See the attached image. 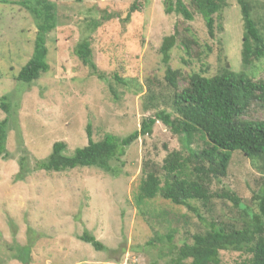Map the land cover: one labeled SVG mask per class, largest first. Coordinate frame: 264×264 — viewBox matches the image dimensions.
Masks as SVG:
<instances>
[{
	"label": "rangeland",
	"instance_id": "rangeland-1",
	"mask_svg": "<svg viewBox=\"0 0 264 264\" xmlns=\"http://www.w3.org/2000/svg\"><path fill=\"white\" fill-rule=\"evenodd\" d=\"M4 1H0V97H7L11 111L0 109V121L9 120L8 156L0 158V264H172L170 250L191 244L192 236L213 221L242 222L240 211L222 199L209 206L194 203L202 219L160 197L139 208L136 194L145 170L161 174L167 155L182 149L180 138L162 122L127 149L117 175L97 168L62 173L40 168L55 143H65L67 154L87 146L89 125L94 141L106 134L124 138L159 110L172 111L150 103L162 104L169 94L168 67L161 54L167 37L177 36L169 66L183 78L202 69L213 75L218 65L228 64L236 72L264 80V58L247 69L242 63L244 25L238 0H228L215 16V38L189 0L185 3L194 15L190 21L176 12L169 14L168 0H48L56 4L60 22L47 38L50 69L30 86L15 78L32 56L36 24L16 4L22 0ZM254 1L264 32V0ZM135 2L140 10L122 21ZM105 13L116 17L88 31L87 24ZM84 37L91 38L102 80L73 54ZM179 84L187 85L184 80ZM244 118L264 120V108L254 105ZM21 162L27 170L23 179L17 177L23 174ZM263 183L264 171L236 152L227 177L214 182L211 191H233L256 212L254 197ZM162 212L168 213L163 223L154 216ZM169 230L176 231L171 244L166 239ZM85 233L101 243V251L81 240ZM157 237L165 243L147 246ZM221 258L222 264L246 263V255L239 252H222Z\"/></svg>",
	"mask_w": 264,
	"mask_h": 264
},
{
	"label": "trees",
	"instance_id": "trees-1",
	"mask_svg": "<svg viewBox=\"0 0 264 264\" xmlns=\"http://www.w3.org/2000/svg\"><path fill=\"white\" fill-rule=\"evenodd\" d=\"M189 1L205 21L210 37L215 38V16L220 15L228 6V0ZM255 2L258 1L238 0L244 25L242 63L246 69L254 61L264 58V32L254 14L259 5ZM16 4L32 16L37 28L32 56L15 78L17 82L30 86L50 69L47 63V38L59 26V12L56 4L48 0H22ZM167 6L169 14L176 12L187 21L194 20L185 0H176L175 3L168 0ZM139 10L140 5L135 2L122 21H129L131 15ZM115 15L105 13L100 19L91 20L87 30L96 31L106 21L115 18ZM176 42L177 36L173 35L165 38L161 46L162 60L168 67V97L162 100V104L150 102L158 109L161 105L169 107L171 112L159 110L154 117L143 120L140 130L124 138L106 134L102 140L94 141L89 125L87 146L67 154L65 143H55L50 155L40 163V168L48 173L97 168L117 175L124 167L122 158L127 154V149L141 137L151 135L156 124L162 122L180 138L182 149L167 155L160 168L161 174L157 170H145L146 176L141 180L136 194L139 208L142 210L150 201L160 197L175 206L186 207L202 219L194 203L209 206L213 200L222 199L232 202L242 216V222L234 225L213 221L207 229L192 236L191 244L186 243L170 250L171 263L222 264L221 253L233 251L246 255L244 264H264V183L260 195L254 197L256 212L244 205L233 191L225 189L221 194L211 191L214 182L221 183L227 177L230 162L236 152L250 159L258 171H264V120L244 118L254 105L264 108V80H254L253 74L247 71L236 72L228 64L218 65L213 75L202 69L183 78L180 71L169 66L171 51ZM73 54L93 76L101 80L105 78L94 62L90 37L81 39ZM116 79L124 83L120 77L116 76ZM181 80L187 84L183 88L179 84ZM111 91L114 92L113 89ZM0 109L7 114L11 111L5 96L0 97ZM8 132L9 120L0 121V158L8 156ZM202 143L205 146L200 148ZM21 166L23 174L17 176L19 179H23L27 172L23 162ZM154 216L161 217L163 223L167 221L168 213H156ZM156 221L160 225V220ZM175 234V230H169L166 235L169 244L173 242ZM81 240L97 251L103 248L89 234H83ZM158 242L165 243L163 238L157 237L148 242L147 246L155 247Z\"/></svg>",
	"mask_w": 264,
	"mask_h": 264
}]
</instances>
